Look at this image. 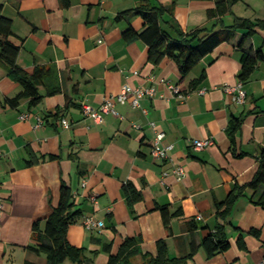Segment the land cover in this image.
I'll list each match as a JSON object with an SVG mask.
<instances>
[{
	"label": "crops",
	"instance_id": "1",
	"mask_svg": "<svg viewBox=\"0 0 264 264\" xmlns=\"http://www.w3.org/2000/svg\"><path fill=\"white\" fill-rule=\"evenodd\" d=\"M218 1L158 0L171 8L161 25L172 36L176 27L182 31L211 27L214 20L209 11ZM69 2L66 6L64 0H0L4 16L13 23L10 39L20 46L18 64L29 73L38 65L53 67L57 75L49 86H39L43 98L36 106L30 105V98L13 105L10 99L23 86L10 78L0 58V197L4 204L0 264H48L46 255L30 245L39 233L35 225L44 231L59 204L63 181L72 188L74 210L81 211L69 226L68 240L84 247L92 264H108L126 237L137 239L139 251L122 264H151L148 258L156 254L161 239L166 240L172 258L186 256L197 247L188 264H264V208L252 202L254 190L235 201L225 220L217 214V203L227 199L235 184L252 180L264 149V60L249 80L240 79L239 44L246 31H236L182 77L175 60L165 58L155 64L144 40L124 39L125 29L132 25L142 30L144 22L135 13L117 16L135 9L140 0ZM235 17L264 20V0H238L232 13L221 20L231 25ZM263 43L264 28L257 27L247 44L258 49ZM202 76L192 87V81ZM163 78L180 86L183 96L160 83ZM240 81L247 92L244 104L235 103L223 89ZM126 84H154L157 93L142 99L140 107L117 103L120 115L105 114L101 122L83 115V103L98 107ZM56 86L59 91L49 94L48 89ZM203 88L206 92L200 93ZM38 117L43 119L40 126ZM64 118L70 121L69 128L63 126ZM236 118L241 119V127L234 151L229 127ZM156 131L166 133L164 144H174L171 160L153 156ZM210 137L215 142L206 149L192 144ZM175 164L184 166L186 176L178 180L171 174L162 181L163 171ZM127 182L142 192L133 208L124 194ZM159 206L182 211L172 218L170 229ZM90 215L104 226L86 228L83 219ZM220 225L231 246L209 257L202 241Z\"/></svg>",
	"mask_w": 264,
	"mask_h": 264
},
{
	"label": "trees",
	"instance_id": "2",
	"mask_svg": "<svg viewBox=\"0 0 264 264\" xmlns=\"http://www.w3.org/2000/svg\"><path fill=\"white\" fill-rule=\"evenodd\" d=\"M141 3L135 8L126 10L117 16V19L125 17L129 13L140 15L144 25L142 30L135 29L130 25L123 32V37L127 41L142 39L148 45L149 60L155 64L161 63L165 58L175 60L179 67L182 77H186L195 66L218 45L229 41L238 30H245L239 47L242 51V70L240 79L247 81L250 79L257 64L264 60V43L254 49L248 46L247 41L256 33V28H264V20L253 22L245 17H235L231 25L222 23L221 17L227 13H232L233 5L238 0H219L214 9L209 11V18L214 20L211 27H198L190 31L178 30L176 36H172L161 25V20L166 12L171 8H166L158 0H140ZM69 0H64V4L69 5ZM12 20L3 14V7L0 4V58L8 70L10 78L23 86V90L15 97L10 99V103L16 105L23 98H30V105L36 106L41 102L43 95L40 93V85H48V81L55 79L56 69L53 67L36 66L32 73L24 70L17 62L20 46L15 44L10 38L13 35ZM203 76L192 81V87H196ZM59 88L48 89L49 94H54ZM241 127V119H232L229 127V134L232 141V149L236 151V133ZM242 156V153L239 154ZM54 158V156H51ZM257 171L249 182L245 184H235L227 199L217 203V214L219 218L225 220L235 201L247 190H254L251 198L252 202L264 208V149L258 157ZM34 161H29V165ZM124 194L130 208L142 199V192L136 188L132 182H127L123 186ZM75 202L71 186L63 181L61 186V196L59 204L53 208L48 217L44 231H40L37 224L35 230L39 231L35 243L30 248L38 253H44L48 259V264H92L87 260L86 249L71 244L68 240L69 226L76 222L81 215L80 210H74ZM166 228H171V220L182 211L171 212L168 206H159ZM254 233L258 231L254 230ZM242 237L239 238L241 241ZM137 239L126 237L116 254H111L108 264H122L131 255L139 251ZM202 246L209 257L219 252L226 251L231 244L224 232V225L217 227L216 231H210L203 239ZM197 247H193L192 252L182 257H170L168 246L165 239L157 242V252L150 255L148 262L151 264H188ZM149 256V254H147ZM25 264H34L26 262Z\"/></svg>",
	"mask_w": 264,
	"mask_h": 264
},
{
	"label": "built area",
	"instance_id": "3",
	"mask_svg": "<svg viewBox=\"0 0 264 264\" xmlns=\"http://www.w3.org/2000/svg\"><path fill=\"white\" fill-rule=\"evenodd\" d=\"M101 41V40H100ZM153 79V78H152ZM151 79V80H152ZM155 82L154 79L152 81ZM170 88L174 93L183 96L182 89L175 83L168 81L166 79H161L159 81ZM225 92L232 95V99L237 104H244L247 98V92L243 88V82L240 81L236 85H223ZM200 93H205L206 89H200ZM157 93V86L152 84L149 86H137L134 87L130 84H126L122 87L121 91L115 96L105 97L104 101L98 106L94 107L88 103L82 104L83 115L87 118L94 120L95 122H101L105 114H113L119 116L120 113L117 110V103H127L129 102L133 107H140L142 99L154 97ZM147 112V109H144ZM27 115H23L22 118H26ZM43 123V119L38 117V125ZM63 126L65 128L70 127V121L67 118L62 119ZM154 128L156 127L155 122L150 123ZM166 133L164 131H156V136L154 142L152 143V154L157 159L171 160L170 152L174 148V144H164ZM213 138L207 139H195L192 144L196 149H206L214 144ZM175 175L178 180H182L186 176V170L184 166L180 164H175L171 169L165 170L162 173V181L169 175ZM93 202H97L95 195L91 196ZM3 199L0 197V213L3 211ZM202 219V215L198 217ZM83 224L88 229H93L94 227L104 226V222L97 220L94 216L90 215L83 219Z\"/></svg>",
	"mask_w": 264,
	"mask_h": 264
},
{
	"label": "rangeland",
	"instance_id": "4",
	"mask_svg": "<svg viewBox=\"0 0 264 264\" xmlns=\"http://www.w3.org/2000/svg\"><path fill=\"white\" fill-rule=\"evenodd\" d=\"M66 263H67V264H69L70 262H69V261H67Z\"/></svg>",
	"mask_w": 264,
	"mask_h": 264
}]
</instances>
